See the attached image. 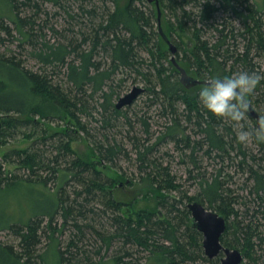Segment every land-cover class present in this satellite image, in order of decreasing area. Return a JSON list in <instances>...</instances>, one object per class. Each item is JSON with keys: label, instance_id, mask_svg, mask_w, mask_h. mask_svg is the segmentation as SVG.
<instances>
[{"label": "trees", "instance_id": "trees-1", "mask_svg": "<svg viewBox=\"0 0 264 264\" xmlns=\"http://www.w3.org/2000/svg\"><path fill=\"white\" fill-rule=\"evenodd\" d=\"M7 1L12 12L9 20L42 66L33 71L14 55L0 53V64L8 73L0 76V139L7 143L8 138L20 135L30 140L29 146L0 155V189L29 185L43 199H38L42 204L37 210L31 208L23 218L12 217L0 225V230H9L17 239V248L0 241V264H46L50 249L56 264H136L134 254L141 251L147 253L146 264H219V256L210 259L204 254L202 235L192 226L185 200L199 201L224 215L222 245L240 250L248 260L243 264H259L264 256V135L250 137L254 149L236 140L241 127L256 126L254 118L245 114L253 123L248 126L244 119L233 123L205 113L197 97L203 84L187 87L181 83L180 72L161 49L159 38L164 39L158 20L154 31V10L148 8V2L156 8L155 1L95 0L101 3L98 6L87 3L90 0H73L79 10L75 13L69 0H47L66 15L67 22H76L78 29L72 35L78 38L40 45L34 18L47 12L38 0ZM157 2L170 29L189 35L184 48L175 45V54L183 51L175 60L187 74L205 80L209 75L240 70L264 73L258 60L262 56L264 60V4L249 0ZM22 5L33 9V14L21 16ZM219 11L223 14L217 19ZM0 32L11 35L2 19ZM60 72L62 78L53 77ZM117 73L122 76L119 81ZM124 77L144 84V103L148 109L157 105V115L165 119L152 142L145 113L135 121L145 138L129 136L139 181L156 197L160 213L155 208L132 210L135 200L116 198L114 178L98 168L101 160L113 165L119 155L127 156L121 143L96 142L100 162L84 160L70 147L77 131L92 140L85 119L95 120L94 113L98 114L97 128L103 132L119 117L127 124V111L116 108L115 101ZM248 100L264 108V80ZM56 117L68 120L50 132L47 125ZM165 143L174 145L186 163L187 179L198 184L194 195L180 192L182 185L169 165L153 155ZM206 159L214 161L213 172L203 166ZM233 173L242 177L238 184ZM172 192H180L181 198H171ZM13 201L15 207L13 202L6 207L21 206ZM42 237L48 242L38 252ZM113 244L111 261L103 262L101 251Z\"/></svg>", "mask_w": 264, "mask_h": 264}, {"label": "rangeland", "instance_id": "rangeland-1", "mask_svg": "<svg viewBox=\"0 0 264 264\" xmlns=\"http://www.w3.org/2000/svg\"><path fill=\"white\" fill-rule=\"evenodd\" d=\"M257 2L264 4V0H249V2ZM39 4L41 5V8L44 12H47L45 15L43 12H39L34 20L36 21V30H38V33L36 36V39L39 41L38 45H40L42 42H47L48 44H57L59 42L64 41L65 39H69L70 37L75 36L74 38H78L77 35H72L74 31H77L78 27L76 26V22H67L65 17L66 15L62 11H57L56 7L52 5L51 3L47 2V0H38ZM87 3L94 4L96 3L98 6H100V2H96L95 0H90ZM69 4H71V8L73 12H78V4H76L73 0H69ZM107 6H111V3H107ZM148 8L150 10H154V20L152 21V26L154 31L157 30V13L156 8L153 2H148ZM34 12L33 9L27 8L26 6L22 5L20 6L19 13L21 16L25 17L28 15H32ZM57 12V14H54ZM11 7L10 3L7 0H0V20H3V23L7 25L11 30V35H5L4 32H0V38L3 40L0 41V53L5 55H14L16 59H20L23 63V65L33 71L41 70L42 64L38 62V60L32 55V46L29 43H26L23 41V38L19 35V33L14 29V24L9 20V18L12 16L11 14ZM223 12L219 11L218 14H216V18H220L222 16ZM81 20V19H79ZM167 18L164 16V13H161L160 22L162 24V28L164 32L166 33V36L170 39L172 44L177 45L179 44L181 47L184 48V46L187 43L188 40V34L183 35L180 32H177L175 30L170 29V25L167 23ZM236 26H238V21H233ZM42 28H37V27ZM51 27L55 28L57 32H54ZM37 32V31H36ZM41 36H40V35ZM39 38V39H38ZM35 39V40H36ZM42 39V41H41ZM161 49L167 52V57L170 59L172 56L176 60H178L183 51L182 49L179 50L178 55L174 53V55L168 50V45L159 38ZM263 58V56H262ZM258 59L261 63V69L264 70L263 59ZM180 62V61H179ZM45 68V67H44ZM51 67H46L45 69L49 71ZM43 70V69H42ZM190 73H193L190 71ZM8 73L6 71V67L4 64H0V76L7 77ZM54 78H62L63 73L60 72V74H54ZM117 81H119V78H122L120 73H117L115 76ZM125 82L122 84L121 92L119 96H123L127 92L131 90V88L134 85L143 87L144 84L137 80L136 82L131 81L129 78H125ZM145 95L140 94L135 100L128 106H124L122 110L127 111V124L125 121H123L122 118H118L116 121H112L114 123L113 127L108 128L103 132V130H99L97 128L98 123L95 122L96 118H98V114L94 113V119H89L86 117V127H88V132L91 136V139H88L85 134H83L80 131L78 132V137L76 140L72 141L70 144V147L75 151V154L79 157H81L84 160H87L89 162L96 161L100 162L97 153L95 152V146L96 142L106 143L107 140L110 142H114V140L117 143H121L127 153V156L119 155L118 158L114 160L113 165L105 162L104 160H101L100 164L98 165V168L102 171V173L105 176H108L110 178H114L115 185H114V191L116 192V198L120 199L122 202H131L133 199L135 200V203L132 204V210H139V209H153L155 208V211L161 212V209L159 207L155 206L156 203V197L154 195L150 194L147 187H144V185L139 181V172L137 169V165L135 163V149L132 146V141L129 139V136H135L137 138H145V136L141 132V126L136 123L137 118L139 116H144L147 118V122L149 124V131L152 134L150 137V141L152 142L156 136L161 132L163 129V122L165 119L163 117H159L158 111L159 107L157 105L151 107V109L147 108V103L145 102ZM117 101V99L115 100ZM263 105L259 106V109L253 105V108L259 112L261 115L264 114V108ZM135 113H137L135 115ZM57 118V119H56ZM55 121L52 123H49L47 125L50 132H55L58 127H61L64 125V122L68 119L65 117L63 120H60L58 117H56ZM126 120V118H125ZM246 120V121H245ZM244 124H248L250 126L251 123L247 116H245L243 120ZM66 124V123H65ZM131 124V127H130ZM70 126V125H69ZM75 130L74 128H72ZM95 140V142H94ZM7 143H3L0 139V155L10 149H20L25 148L30 145V140L23 139L20 135L10 137L6 141ZM248 146L254 147L251 139L248 140ZM256 151V150H255ZM163 152H168V154H163ZM154 156L160 157L163 164L169 165L171 174L175 175L177 178V181L181 183L182 187L180 188V192H185L188 195H194L198 190V184L194 183L192 180L187 179V166L186 163L181 161L180 153L174 148V145L171 143H165L164 145H159L157 151L153 154ZM217 162V161H216ZM214 161H208L206 159L205 162H203V166L206 167L207 172H213V168L215 164H213ZM217 166V165H216ZM233 169V168H232ZM234 170V169H233ZM235 172V171H234ZM232 173V172H231ZM233 181H235L237 184L242 180V177L238 175L237 173H233ZM119 175H122L125 179L123 180ZM234 184V183H233ZM234 184V185H237ZM35 188H31L29 185H12L9 187H4L3 189H0V225L4 224L7 219L13 218H23L24 212H29L32 210L38 209V204H42L40 200L43 199L41 195ZM180 192H172L171 198L180 199L181 193ZM44 194V192H43ZM42 194V195H43ZM11 199V201H9ZM13 199L18 200L21 203V206L17 209L15 207V202ZM33 201V202H32ZM11 202L14 203L13 208H8L9 205L6 207V204H11ZM47 202V201H46ZM45 202V206H46ZM185 203L189 202L187 200L184 201ZM238 206V205H237ZM10 209V210H9ZM16 209V210H15ZM7 211H10V213H7ZM14 211V212H13ZM103 222L105 223V219L102 218ZM59 239L61 241L65 240V237L59 236ZM0 241L4 243H8L15 248H17V239L16 236L13 235L9 230L2 229L0 230ZM41 243L37 246L38 252H43V250L46 248V242H48V239L46 237H42ZM116 245L113 244L111 248L109 249H103L101 251L100 257L103 259V262H109L111 261V256L113 254V251L115 250ZM262 250H264V246L262 247ZM1 252V251H0ZM261 251H258L257 254ZM1 254V253H0ZM147 253L146 252H139L134 254V262L136 264H146L147 261ZM56 255L53 251V249H50L45 256L46 264H56ZM94 260H98V257ZM248 260L246 258L243 259V263L247 262ZM103 264V263H102ZM150 264V263H149ZM259 264H264V256L261 257Z\"/></svg>", "mask_w": 264, "mask_h": 264}, {"label": "clouds", "instance_id": "clouds-1", "mask_svg": "<svg viewBox=\"0 0 264 264\" xmlns=\"http://www.w3.org/2000/svg\"><path fill=\"white\" fill-rule=\"evenodd\" d=\"M264 80V73L240 70L223 76H206L203 86L198 90L199 105L205 113L212 114L228 122L238 123L249 110L248 98ZM252 135H264V114L252 129L241 127L236 135L239 143H247Z\"/></svg>", "mask_w": 264, "mask_h": 264}, {"label": "water", "instance_id": "water-1", "mask_svg": "<svg viewBox=\"0 0 264 264\" xmlns=\"http://www.w3.org/2000/svg\"><path fill=\"white\" fill-rule=\"evenodd\" d=\"M154 1L156 3L157 9L158 30L164 41L167 43L168 50L174 55L176 47L162 31L160 22L161 11L157 0ZM171 61L175 64L176 68L180 72V81L185 86L191 87L197 84H204L205 80L187 74L186 71L177 64L174 56L171 57ZM142 91V87L134 85L129 92L118 98L116 102V108H122L124 106L130 105ZM248 103L249 110L246 113L251 118H254L257 124L258 117L260 115L253 108L249 100ZM187 207L191 212L192 226L202 234L201 245L204 254L210 259L219 256V264H243V256L240 250L236 248L225 247L220 242V236L226 227L224 216L215 211L207 209L204 205L197 201L189 203Z\"/></svg>", "mask_w": 264, "mask_h": 264}, {"label": "flooded vegetation", "instance_id": "flooded-vegetation-1", "mask_svg": "<svg viewBox=\"0 0 264 264\" xmlns=\"http://www.w3.org/2000/svg\"><path fill=\"white\" fill-rule=\"evenodd\" d=\"M143 92H144V91H142L140 94H142ZM140 94H139V95H140ZM139 95H138V96H139ZM138 96H137V97H138ZM137 97H136V98H137ZM250 103H251V102H250ZM251 105H252V103H251ZM252 106H253V105H252ZM250 118H251V117H250ZM194 201H196V200H193V201H189V202H187V203H186V207L188 206L189 203L194 202ZM197 202H199V201H197ZM201 204H202V203H201ZM202 205H203V204H202ZM204 206H205V205H204ZM205 207H206V206H205ZM206 208H207V207H206ZM187 209H188V207H187ZM207 209H209V208H207ZM188 210H189V209H188ZM209 210H212V209H209ZM212 211H215V210H212ZM215 212H217V211H215ZM189 213H190V217H191V212H190V210H189ZM217 213H219V212H217ZM219 214H220V213H219ZM223 216H224V215H223ZM191 221H192V219H191ZM201 235H202V234H201Z\"/></svg>", "mask_w": 264, "mask_h": 264}]
</instances>
